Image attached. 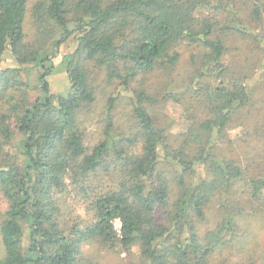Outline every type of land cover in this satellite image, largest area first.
Wrapping results in <instances>:
<instances>
[{
	"label": "trees",
	"instance_id": "16d2710c",
	"mask_svg": "<svg viewBox=\"0 0 264 264\" xmlns=\"http://www.w3.org/2000/svg\"><path fill=\"white\" fill-rule=\"evenodd\" d=\"M27 2L0 0V196L6 203L0 264H85L81 247L91 241L118 242L124 250L138 243L145 264H208L228 243L225 236H235V219L224 206L227 195L237 185L253 198L264 190V176L248 178V168L212 153L232 115L251 100L248 86L228 77L223 64L227 33L241 30L238 15L226 0H42L33 11L38 34L41 25L44 33L25 43ZM262 11L264 0H253L251 19L260 21ZM68 44L72 50L60 65L68 92L54 95L48 82L52 58ZM181 45L201 49L188 87L199 91L200 106L209 110L185 135L197 145L194 156L183 147L171 153L149 111L155 102L142 87L131 88V134L113 132L114 94L107 101L104 140L87 152L78 127V115L95 101L87 64L118 84L116 94L126 93L138 78L173 70ZM27 67L38 68L33 88L21 78ZM209 79L221 80L216 87L206 85L202 95L194 84ZM35 89L40 95L31 97ZM260 131L264 137V117ZM161 162L173 163L176 175H163ZM201 166L207 178L195 181H186L175 168L185 174ZM99 172L113 175L115 187L89 190L88 181ZM66 179L90 200L92 220L86 225L62 227L56 195L67 189ZM217 196L223 219L201 238L196 223ZM114 219L121 222L119 236Z\"/></svg>",
	"mask_w": 264,
	"mask_h": 264
},
{
	"label": "rangeland",
	"instance_id": "374dc122",
	"mask_svg": "<svg viewBox=\"0 0 264 264\" xmlns=\"http://www.w3.org/2000/svg\"><path fill=\"white\" fill-rule=\"evenodd\" d=\"M40 1L42 0L27 2L24 19L25 43H32L44 33V27L41 25L40 30L43 33L38 34L33 11V6ZM226 3L229 4L230 10L238 15L241 30L235 28V31L227 33V53L223 58V64L229 67L228 77L235 78L248 86L251 100L247 106L232 115L225 130L214 140L212 153L218 159L232 160L237 165L248 168V173L245 175L248 178L262 177L264 176V137L260 128L264 117V11L261 12L260 21H253L250 16L253 0H226ZM231 19L236 17L232 15ZM71 50L72 47L68 44L61 47L58 54L52 58L55 69L48 77V82L50 93L54 95L64 96L68 92V78L60 69V65L64 55ZM177 51L180 57L173 70L167 73L159 71L145 78H138L137 82L129 87L128 92L120 94H116L117 91L120 92L117 83L109 82L104 72L95 68L92 63L87 64L95 101L78 115V127L83 134V143L87 152L104 140L106 118L109 117L106 109L107 101L114 94L116 95L114 108L110 113L113 132L121 136L131 134L130 129L135 126L130 102L133 96L132 89L142 87L147 89L155 102L149 111L157 126L164 130L166 144L171 153L183 147L190 156H194L197 145L191 144L190 141L187 143L185 135L192 127L209 117V110L200 106V101L203 99H198L196 93L199 91L188 87L189 79L197 68L202 53H200L201 49L194 45H181ZM37 75V67H27L21 71V78L29 82L30 88L35 86ZM220 80L209 79L205 82L202 80L194 85L198 90L202 89V95H206L205 86L216 87ZM34 95L38 96L40 92L36 89L31 90V97ZM134 151H140V144H137ZM170 165L174 164L159 163V171L166 177L176 175ZM175 168L177 174L183 175L186 181L207 178V170L203 166L195 167L194 172L185 174ZM66 184L67 189L56 195L62 227L70 226L73 222H79L80 225L88 224L92 220V212L87 209L89 198L71 185L70 180L66 179ZM87 184L90 185L89 190L100 192L115 187L116 181L113 175L99 172L92 176ZM248 191V188L246 191L242 185H237L227 195L228 201H225L224 206L235 219V236L234 238L225 236L228 243L223 249L216 250L210 256L208 264H264V190L261 198H253ZM176 192V186H172V201ZM5 209L6 203L0 196V222ZM224 213L220 197L217 196L205 207L204 218L196 223L198 235L203 238L206 233L212 231L223 219ZM26 245L27 233L24 241V246ZM2 257L0 240V259ZM81 260L85 264H145L140 256L138 243L124 250L118 242L113 246H103L99 242L91 241L81 247Z\"/></svg>",
	"mask_w": 264,
	"mask_h": 264
},
{
	"label": "built area",
	"instance_id": "2783aa9c",
	"mask_svg": "<svg viewBox=\"0 0 264 264\" xmlns=\"http://www.w3.org/2000/svg\"><path fill=\"white\" fill-rule=\"evenodd\" d=\"M111 225L113 227L114 232L119 236L121 231V222L118 219H114L111 222Z\"/></svg>",
	"mask_w": 264,
	"mask_h": 264
}]
</instances>
